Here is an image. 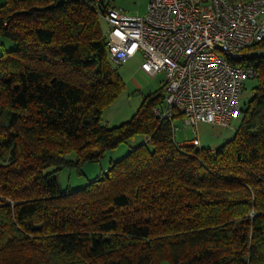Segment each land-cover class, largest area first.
Segmentation results:
<instances>
[{
  "label": "trees",
  "instance_id": "1",
  "mask_svg": "<svg viewBox=\"0 0 264 264\" xmlns=\"http://www.w3.org/2000/svg\"><path fill=\"white\" fill-rule=\"evenodd\" d=\"M109 3H111L109 1ZM94 0H4L0 41V264H264V56L233 139L176 141L146 96L118 126L124 84ZM255 49L264 50V45ZM146 141L78 190L57 175Z\"/></svg>",
  "mask_w": 264,
  "mask_h": 264
},
{
  "label": "built area",
  "instance_id": "2",
  "mask_svg": "<svg viewBox=\"0 0 264 264\" xmlns=\"http://www.w3.org/2000/svg\"><path fill=\"white\" fill-rule=\"evenodd\" d=\"M107 49L113 66L143 57L140 70L165 74L162 104L153 109L161 121L181 119L196 135L198 125L229 127L241 112L247 80L257 69L245 63L264 45V0H149L143 16H131L109 3Z\"/></svg>",
  "mask_w": 264,
  "mask_h": 264
},
{
  "label": "rangeland",
  "instance_id": "3",
  "mask_svg": "<svg viewBox=\"0 0 264 264\" xmlns=\"http://www.w3.org/2000/svg\"><path fill=\"white\" fill-rule=\"evenodd\" d=\"M118 8L131 16H143L147 12L148 0H111ZM101 29L106 36L108 25L104 18H100ZM13 48L11 42L7 40L0 41V53L3 50L9 51ZM264 51V50H263ZM110 60V58H109ZM111 62V61H110ZM143 57L139 53L133 59L121 66H115L116 74L124 84L123 91L117 99L103 111L102 124L106 127H118L130 121L134 115L140 110L143 100L146 96L153 95L162 90L165 83V74L161 73L157 77L152 78L140 71ZM112 64V62H111ZM113 65V64H112ZM257 85V80H247L245 89L241 97V105L244 107L252 98L254 88ZM241 114L234 117L229 127L209 124L198 125V138L201 147L214 151L227 142L231 141L236 133V130L241 122ZM175 137L178 142L191 141L195 138L194 131L190 128L185 129L181 119L174 121ZM146 141V137L137 136L130 140L127 144L115 149L101 160L99 163L87 164L83 168L84 174L78 175L75 170L66 169L57 175L58 183L61 189L66 192L68 190H78L86 185L87 181L99 176L103 171H106L110 164L116 162L132 148L138 147Z\"/></svg>",
  "mask_w": 264,
  "mask_h": 264
},
{
  "label": "crops",
  "instance_id": "4",
  "mask_svg": "<svg viewBox=\"0 0 264 264\" xmlns=\"http://www.w3.org/2000/svg\"><path fill=\"white\" fill-rule=\"evenodd\" d=\"M114 6H116L117 7V5L114 3V2H112L111 0H109ZM232 1H234V2H240V1H247V0H232ZM4 3V0H0V6L2 5ZM148 3H149V0H148ZM147 8H148V4H147ZM146 8V9H147ZM134 58V57H133ZM132 58V59H133ZM131 60V59H130ZM143 63V62H142ZM141 71V70H140ZM142 72V71H141ZM145 74V73H144ZM146 75V74H145ZM148 76V75H147ZM176 135V134H175ZM176 138V137H175ZM178 142V141H177ZM189 142L190 141H188V140H186L185 142H179L180 143V145H186V144H189Z\"/></svg>",
  "mask_w": 264,
  "mask_h": 264
}]
</instances>
